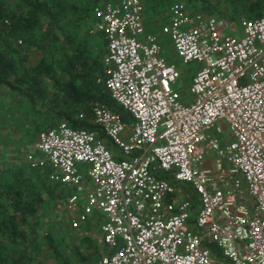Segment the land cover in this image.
<instances>
[{"label":"built area","instance_id":"2783aa9c","mask_svg":"<svg viewBox=\"0 0 264 264\" xmlns=\"http://www.w3.org/2000/svg\"><path fill=\"white\" fill-rule=\"evenodd\" d=\"M143 8L91 9L90 32L106 41L96 81L132 120L91 101L105 137L60 119L24 160L70 188L58 218L74 228L99 218L98 264H264V15L231 20L176 1L147 30ZM190 61L199 67L185 102L174 85Z\"/></svg>","mask_w":264,"mask_h":264},{"label":"trees","instance_id":"16d2710c","mask_svg":"<svg viewBox=\"0 0 264 264\" xmlns=\"http://www.w3.org/2000/svg\"><path fill=\"white\" fill-rule=\"evenodd\" d=\"M140 1L144 13L146 9L154 16L161 8L168 9L170 0ZM185 1L191 11L231 20L264 15V0H229L230 14L219 9L213 0ZM94 3L95 0H0V89L25 99L28 111L25 120L46 119L50 121L46 124L48 127L63 119L73 127L94 129L105 137L93 122L90 103L96 100L118 112L124 120H132L130 112L111 97L105 83L96 81L97 76L104 75L103 34L95 32L102 38V45L93 46L79 32L82 27L79 19L93 17ZM70 23L72 28L67 30L65 24ZM34 49L39 55L29 64L27 52ZM82 111L84 114L80 117L78 114ZM17 117L12 112L5 120L18 122ZM40 172L42 175L14 170L7 187L0 192V264H43L35 257L42 249L41 242L46 243L55 264H88L86 261L92 256L76 246L71 256L75 262L70 257L64 258L63 250L49 230L41 231V216L50 208L57 211L61 202L58 197L64 191L68 195L70 188L49 181L45 171ZM191 193L195 206L196 194ZM212 249L217 251L213 244Z\"/></svg>","mask_w":264,"mask_h":264},{"label":"rangeland","instance_id":"374dc122","mask_svg":"<svg viewBox=\"0 0 264 264\" xmlns=\"http://www.w3.org/2000/svg\"><path fill=\"white\" fill-rule=\"evenodd\" d=\"M176 1H181L185 3V0H170L169 4ZM214 3L219 6V9L231 13V4L229 0H213ZM199 5V3H198ZM167 7V6H166ZM161 8L158 12L166 11L167 8ZM145 16H149L148 10H146ZM199 11V10H198ZM148 14V15H147ZM90 15L86 18H80L81 30L79 31L83 36H86L87 40L93 46L102 45V38L98 34L91 33L90 28L93 26L94 18ZM158 19H161L158 16ZM160 21L150 22V27L156 30ZM154 25V26H153ZM67 30H71L72 24H65ZM225 31L230 32L228 29ZM237 34H240L237 32ZM162 38V40H161ZM160 41L167 44L165 50L169 49L168 53L171 56H175L173 46H171L169 36L167 34H162L160 36ZM38 51L36 49L27 52V62L32 64L34 58L37 57ZM199 67V63L196 61H190L183 64L180 68L181 77L175 83V88L178 90L180 95L189 94L188 87L190 85V80L187 82L185 77L189 75L192 76L193 72ZM190 76V77H191ZM14 112L18 117L17 121H6V115ZM28 115L27 107L25 105V99L20 97L19 94L12 93L6 89H0V192H3L7 187L9 177L14 170L20 169L30 174L42 175V172L38 169H31L26 166L25 154L36 138V133L39 129L46 127L48 122L46 119H39L38 121H33L32 119L25 120V116ZM47 124V125H46ZM227 135V130H222L219 137ZM81 170L84 171V167L81 166ZM67 191V190H66ZM58 197L60 200L65 198L67 192ZM83 201H79L82 205ZM63 211H56L53 208L49 209V212L44 216H41V231L49 232L54 236L55 241L59 243L61 249L64 253V258L70 257L72 262H75L72 256V250L76 246L84 254H89L92 256L90 261H86L88 264H98L102 251L106 248L103 242L100 240V231L98 220L95 218L88 219L85 223L79 225V227L74 228L63 224H67L64 218H58V214H63ZM58 218V219H57ZM40 225V224H39ZM40 231V234L43 232ZM42 243V249L35 256L37 260H41L43 264H55L53 257L49 254L48 247H46L45 242Z\"/></svg>","mask_w":264,"mask_h":264},{"label":"crops","instance_id":"0c3cea01","mask_svg":"<svg viewBox=\"0 0 264 264\" xmlns=\"http://www.w3.org/2000/svg\"><path fill=\"white\" fill-rule=\"evenodd\" d=\"M164 11H162V12H159L158 14H156V15H154V16H151L150 14H149V16H145V14L143 15V18H144V23H145V28L147 29V30H154V29H152L149 25H150V22H157V21H160V23H159V25L156 27L157 29H159V27H161V19H158V16H161L160 14H162ZM148 15V14H147ZM154 26V25H153ZM161 40H162V38H161ZM163 44V43H162ZM165 45H167V44H165ZM169 50V49H168ZM182 67V65L180 64L179 65V68H181ZM191 75H189L188 77H185L186 78V80H187V82L190 80V77ZM180 77H181V73H180ZM179 77V78H180ZM179 80V79H178ZM188 91H189V94L188 93H186L185 95H180L181 96V99L183 100V101H185V102H188V101H191V100H193V97H194V95L191 93V91H190V89H189V87H188ZM57 121V120H56ZM55 121V122H56ZM90 218H95V219H97L98 220V223H96V224H98L99 225V218L96 216V214H94L93 216H91ZM89 218V219H90ZM99 231H100V228H99Z\"/></svg>","mask_w":264,"mask_h":264},{"label":"bare ground","instance_id":"6f19581e","mask_svg":"<svg viewBox=\"0 0 264 264\" xmlns=\"http://www.w3.org/2000/svg\"><path fill=\"white\" fill-rule=\"evenodd\" d=\"M195 62V61H194ZM100 83V82H99ZM115 100V99H114Z\"/></svg>","mask_w":264,"mask_h":264}]
</instances>
